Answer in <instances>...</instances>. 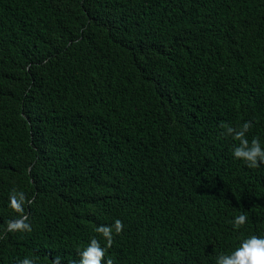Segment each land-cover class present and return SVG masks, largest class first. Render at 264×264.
<instances>
[{"label": "trees", "instance_id": "trees-1", "mask_svg": "<svg viewBox=\"0 0 264 264\" xmlns=\"http://www.w3.org/2000/svg\"><path fill=\"white\" fill-rule=\"evenodd\" d=\"M245 121L264 147V0H0V264L92 238L102 264H216L264 237V164L221 127Z\"/></svg>", "mask_w": 264, "mask_h": 264}, {"label": "clouds", "instance_id": "clouds-1", "mask_svg": "<svg viewBox=\"0 0 264 264\" xmlns=\"http://www.w3.org/2000/svg\"><path fill=\"white\" fill-rule=\"evenodd\" d=\"M225 128L224 135L232 137L234 141H238L232 149V156L236 160L243 161L247 167L255 169L264 164V147H261L260 139L253 137L251 142L247 139L246 134L252 127L251 121H245L241 126L232 127L229 125H221ZM9 208H11L19 216L17 219L8 222L7 231L10 232H30L31 225L27 222V216L24 214V204L26 197L23 192L13 190L9 194ZM247 222V216L240 214L234 217L231 223L235 229H239ZM122 230V222L115 221V231L117 234ZM96 231L105 238L107 247L112 244V228L102 227ZM105 255V249L101 247L96 238H92L86 248L80 252L79 264H102ZM19 264H35L34 260L25 257L19 261ZM52 264H60V258L56 257ZM111 264V261H108ZM216 264H264V237L252 235L248 239L241 242L240 246L229 254L221 253L216 257Z\"/></svg>", "mask_w": 264, "mask_h": 264}]
</instances>
